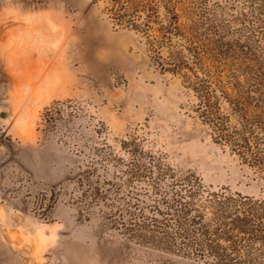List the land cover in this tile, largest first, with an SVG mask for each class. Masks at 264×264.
<instances>
[{
    "label": "rangeland",
    "instance_id": "374dc122",
    "mask_svg": "<svg viewBox=\"0 0 264 264\" xmlns=\"http://www.w3.org/2000/svg\"><path fill=\"white\" fill-rule=\"evenodd\" d=\"M149 1L136 29L113 21L111 0H0V264H197L160 240L175 221L156 214L171 205L161 192L183 190L171 171L264 198V174L212 140L194 91L151 50L169 1L185 35L207 8L244 44L248 0Z\"/></svg>",
    "mask_w": 264,
    "mask_h": 264
},
{
    "label": "trees",
    "instance_id": "16d2710c",
    "mask_svg": "<svg viewBox=\"0 0 264 264\" xmlns=\"http://www.w3.org/2000/svg\"><path fill=\"white\" fill-rule=\"evenodd\" d=\"M111 1L113 21L136 29L141 24L136 21L147 24L156 10L149 0ZM248 6L249 15L242 14L240 19L242 30H247L241 44L225 41L229 26L216 22L207 8L197 14L202 21L199 31L193 24L185 35L169 1L160 19L161 43L151 50L156 53L153 58L160 72L180 75L185 87L194 91L197 104L192 110L212 140L264 174V0H248ZM178 37L183 42L177 43ZM163 41L168 42L166 57L161 55ZM204 57L212 61L213 70L205 68ZM227 65L232 71L224 81L220 69ZM184 69L188 72H182ZM226 87L232 92H225ZM138 156L135 160L140 165L142 155ZM171 172L174 187L183 190L161 192L171 205L165 212L155 208L156 214H175V221L173 232L165 228L160 240H171L172 246H179L177 253L182 251L187 260L197 264H264V198L231 194L225 189L204 192L196 176L188 173L178 178ZM92 187L93 198L98 197L100 189ZM199 196L204 199L197 207L193 202Z\"/></svg>",
    "mask_w": 264,
    "mask_h": 264
}]
</instances>
